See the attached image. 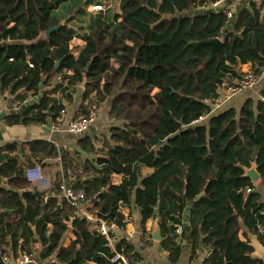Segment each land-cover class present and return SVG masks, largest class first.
Wrapping results in <instances>:
<instances>
[{
  "label": "trees",
  "instance_id": "obj_1",
  "mask_svg": "<svg viewBox=\"0 0 264 264\" xmlns=\"http://www.w3.org/2000/svg\"><path fill=\"white\" fill-rule=\"evenodd\" d=\"M68 1L0 0V98L10 92L19 109L4 122L59 124L83 85L76 120L109 102L110 117L124 123L111 129V143L102 149L82 139L67 155L71 189L84 193L82 204L96 219L123 228L124 210L132 215L137 208L148 236L158 214L161 246L176 264L192 203L193 258L204 249L203 264H264L249 244L252 234L264 245V203L242 169L256 162L264 186V88L256 108L212 114L221 91L246 75L244 66L264 72V0H249L225 36L230 19L224 10L189 15L220 0H120L111 19L100 14L77 30L56 14ZM84 3L104 5L76 0L75 6ZM78 30L86 31L85 45L75 55ZM213 39L223 46L207 62ZM58 156L56 146L43 141L0 147L2 252L16 262L31 256L47 264H121L112 262L117 252L135 264L126 240L113 251L98 223L76 214L62 182L46 194L28 181V168L47 167ZM71 230L75 239L65 246Z\"/></svg>",
  "mask_w": 264,
  "mask_h": 264
},
{
  "label": "crops",
  "instance_id": "obj_2",
  "mask_svg": "<svg viewBox=\"0 0 264 264\" xmlns=\"http://www.w3.org/2000/svg\"><path fill=\"white\" fill-rule=\"evenodd\" d=\"M98 1L104 4L106 8L105 12L93 11L92 6L94 5L90 4L87 10L82 13H78L79 9H83L86 7L85 3L79 7H76V0H69L66 4L61 6L56 11V14L60 19L67 20V24L77 30V28L80 26L84 28L87 27L89 24H92L94 22V19L97 18L100 14H103L111 19L114 13L119 12L120 0ZM248 2L249 0H226V2L221 4L218 9L208 7L199 10L196 9L194 11L210 12L212 10H215L217 12L219 10H228L232 13L233 18L234 14H236L237 17V15L243 9L247 8ZM72 7L74 8V10L71 11L70 9ZM85 33V30H78L77 37H75L72 41L71 46L75 50V55H78L80 50L85 45V41L82 39V36ZM249 70H251L249 65L243 67L244 72H248ZM263 88L264 72L261 75V80L257 86L243 90L242 92L227 100L223 104L216 103L214 105L212 114L221 113L228 110H236L238 113H240V111L248 105L256 108L258 101L263 100L261 95V90ZM83 91V85H79L76 87V93L73 96V103L68 104L66 106V110L63 113L59 124H54L52 121H48V123L41 125H7L4 122V117L8 114L18 112L19 109L13 108L14 105L12 104V97L10 92L2 94L0 98V147H4L10 143H19L21 147H24L25 144L30 142L43 141L54 144L58 149V158L48 160L46 162L48 166L42 167L43 172L53 182L51 190L54 188L55 184L59 182H62L63 189L69 187L71 188L70 184L73 172L69 171L68 169L67 155H72L74 151L80 149L78 145L80 140L90 139L97 149H102L106 142L111 143V129L118 128L124 125V123L115 121L110 117L109 113L111 105L109 102H105L101 104L96 110L95 120L87 133L79 136L69 133L68 124L71 121H76V119L80 118L79 108L82 104ZM36 165L38 164H35V166ZM119 182L120 177H116L115 184L117 185L119 184ZM259 183H261L260 180L255 184L257 189ZM48 192L45 193L47 194ZM262 201L264 203V195H262ZM88 209L89 206H84L83 204H81L80 207L77 208L76 214L80 217H86L87 219L89 216L95 218L88 211ZM136 209L137 208H134L132 215H129V212L127 210H124V215L126 217V226L123 228L118 226V229H116V232L113 234V237L109 239L112 250L115 251L116 248L119 246L120 242L126 240L128 244L132 247L133 253L137 255V257L134 258L135 264H171L168 260L167 252L161 246V242L155 241L152 238L154 221H150L147 225L148 232L150 235L144 236L141 230V216L138 210ZM187 215H190V213L188 212L186 216ZM88 220L90 222L97 223L96 221L90 219ZM184 224L186 225L185 228L187 229L188 225L185 221ZM182 230L184 229L182 228ZM0 233H5L4 226L1 227ZM74 239L75 236L73 231L71 230L65 238L64 245L67 246L70 241ZM38 248L39 247H36V250ZM207 255L208 251L204 249H199L198 257L193 258L192 234L191 231L187 230L184 234V238L182 241V254L179 262L176 264H203V261L207 257ZM34 259L40 261L39 258Z\"/></svg>",
  "mask_w": 264,
  "mask_h": 264
},
{
  "label": "built area",
  "instance_id": "obj_3",
  "mask_svg": "<svg viewBox=\"0 0 264 264\" xmlns=\"http://www.w3.org/2000/svg\"><path fill=\"white\" fill-rule=\"evenodd\" d=\"M226 0H220L219 2L213 5V8L218 9L219 6L225 3ZM92 10L95 12H105L106 8L104 5L95 4L92 6ZM228 18L232 19V13L228 10H225ZM261 80V76L255 75L249 70L243 78L235 79L233 84L228 85L223 91H221L219 97L215 100V104H222L223 102L231 99L235 95L239 94L245 89L253 88L259 84ZM263 99V98H262ZM96 117V112H93L91 116L84 120H76L71 121L68 124V132L79 136L87 133L91 128ZM26 177L30 183H32L39 191L48 192L51 190L52 186L50 185V178L43 172L41 166L36 165L34 167H30L26 171ZM65 191V188H64ZM66 198H70L72 201V205L77 209L84 202L85 197L82 191L74 192L70 187L66 188L64 192ZM88 219L96 221L99 225L98 231L106 238L111 239L113 234L118 229V225L115 223L108 224L106 221L102 219L92 218L91 216ZM183 232L182 227L179 226L177 228V234H181ZM0 262L2 263H11L10 255L3 253L0 249ZM113 263H121V264H130L129 258L122 253H115L112 258ZM16 264H47L46 262L38 261L31 256H25L20 258Z\"/></svg>",
  "mask_w": 264,
  "mask_h": 264
},
{
  "label": "water",
  "instance_id": "obj_4",
  "mask_svg": "<svg viewBox=\"0 0 264 264\" xmlns=\"http://www.w3.org/2000/svg\"><path fill=\"white\" fill-rule=\"evenodd\" d=\"M215 12H216L215 10H212L210 12H205V11L197 12V11L191 10L189 15H198V14L210 15V14L215 13ZM186 16H188V15H186ZM235 23H236V14H234L233 18L230 20L229 27L227 28V30L223 34L224 36L226 34H228V32L233 28ZM64 25H65V22H62L58 26L47 30L45 32L46 38H50V36L54 32H57ZM207 43L212 47L211 55L207 59V62H209V61H212L213 59H215V57L217 56V53L220 51L221 47L223 46V41L221 39H213V40L207 41ZM56 66L57 67L60 66V61H58L56 63ZM0 85H1V83H0ZM35 101L36 100H33V102H35ZM33 102H28L27 105H31ZM238 136H240V132L238 133ZM242 169L244 171V177L250 179L253 184H256L261 179V175L259 173L258 165H257L256 162H253L252 166L249 167V168L245 167V166H242ZM65 191H66V188H65ZM256 192L258 194H260L261 196L264 195V186H263L262 183L258 184V189H257ZM203 196H204V193L200 194L198 196V199L202 198ZM67 199H68L69 202L72 201L70 198H67ZM191 206H192V203H190L189 206H188L189 210H190ZM189 210H188V212H189ZM158 217H159V215L157 214V219L154 220V224H153L152 238L155 241L161 242L163 240V237H162V233H161V228H160V225H159ZM189 219H190V215H187L185 217V219H184V221L188 225V228H189ZM188 228H187V230L189 231ZM249 241H250L249 242L250 246L254 250V252L252 253V256L254 258H257V259L261 260L262 262H264V245L258 240V238L255 235H252V234L249 235ZM12 262H13L12 264H16V261L14 259H13Z\"/></svg>",
  "mask_w": 264,
  "mask_h": 264
},
{
  "label": "rangeland",
  "instance_id": "obj_5",
  "mask_svg": "<svg viewBox=\"0 0 264 264\" xmlns=\"http://www.w3.org/2000/svg\"><path fill=\"white\" fill-rule=\"evenodd\" d=\"M89 6V5H88ZM88 6L85 7V10H87ZM236 96V95H235ZM229 100V99H228ZM226 102V101H225ZM224 103V102H223ZM222 103V104H223ZM221 106V105H220ZM204 121V120H203ZM50 185L53 186V182L50 180Z\"/></svg>",
  "mask_w": 264,
  "mask_h": 264
}]
</instances>
